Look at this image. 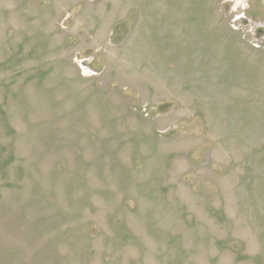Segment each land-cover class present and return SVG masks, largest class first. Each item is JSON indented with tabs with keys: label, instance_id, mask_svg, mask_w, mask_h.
<instances>
[{
	"label": "rangeland",
	"instance_id": "obj_1",
	"mask_svg": "<svg viewBox=\"0 0 264 264\" xmlns=\"http://www.w3.org/2000/svg\"><path fill=\"white\" fill-rule=\"evenodd\" d=\"M0 264H264V0H0Z\"/></svg>",
	"mask_w": 264,
	"mask_h": 264
}]
</instances>
